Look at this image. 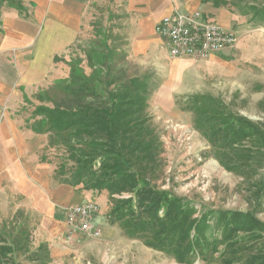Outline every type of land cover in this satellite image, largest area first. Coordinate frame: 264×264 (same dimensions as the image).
Wrapping results in <instances>:
<instances>
[{"label": "rangeland", "instance_id": "1", "mask_svg": "<svg viewBox=\"0 0 264 264\" xmlns=\"http://www.w3.org/2000/svg\"><path fill=\"white\" fill-rule=\"evenodd\" d=\"M232 3L234 11L248 21L241 27L247 45L211 60L174 58L168 52H156L153 59L133 52L119 18L113 19L104 7L93 11L78 52L64 60L55 82L42 93L27 98L23 108L29 127L36 129L40 124L44 128V154L64 182H74L80 167V159H75L71 151L75 142L70 139V131L57 132L48 123L44 127L36 110L41 106L55 108L76 99L79 87L74 83L101 86L110 79L106 74L111 69L117 80L140 78L148 83L145 112L159 138L160 163L151 173L152 184L188 198L198 216L212 209L250 211L264 222L261 134L258 139L248 138L232 148L224 143L214 144L196 124L201 97H212L223 105L215 112H232L248 118L260 125L264 137V19H261L264 0ZM100 161L95 164L99 166ZM78 186L84 188L83 184ZM95 191L105 195L101 218L96 221L103 236L82 233L69 236L68 229L62 236L60 249H55L53 243L42 245L34 221L17 213L0 221V245L13 246L8 255L10 264H264L263 231L255 235L240 233L241 242L235 252L226 251L227 243H218L215 249L210 238L211 243H206L202 253H195L186 263L178 262L172 251L151 247L143 237L127 234L109 216L114 196L106 189ZM107 226L114 229L111 235L103 233V227ZM220 236L221 231L214 233V238ZM234 254L235 260L229 263L227 259Z\"/></svg>", "mask_w": 264, "mask_h": 264}, {"label": "crops", "instance_id": "2", "mask_svg": "<svg viewBox=\"0 0 264 264\" xmlns=\"http://www.w3.org/2000/svg\"><path fill=\"white\" fill-rule=\"evenodd\" d=\"M232 1L5 0L0 4V221L23 213L34 221L42 245L49 242L60 249L68 231L69 207L95 198L103 211L104 194L66 183L56 173L44 154V128L29 127L23 111L27 98L53 84L64 60L78 52L95 9H109L113 19L119 18L131 50L153 59L156 52L170 55L167 42L156 32L157 22L176 10L201 12L237 36L234 46L207 58L211 60L247 45L242 28L248 21L234 11ZM45 118L38 113L44 127ZM103 231L111 235L114 229L107 226Z\"/></svg>", "mask_w": 264, "mask_h": 264}, {"label": "trees", "instance_id": "3", "mask_svg": "<svg viewBox=\"0 0 264 264\" xmlns=\"http://www.w3.org/2000/svg\"><path fill=\"white\" fill-rule=\"evenodd\" d=\"M115 74L109 69L106 76L110 79L101 86L74 83L79 87L77 94L73 90L76 99L36 110L46 115L51 129L71 133L70 139L75 142L71 151L75 159H80V167L69 184H83L86 190H108L114 196L109 216L127 234L143 237L151 247L172 251L181 263L202 253L210 238L215 249L218 243H227L226 251L235 252L240 233L264 232V222L250 211L212 209L198 216L188 198L152 184L151 173L160 163L159 138L145 112L148 83L140 78L117 80ZM201 99L196 124L214 144L233 148L248 138L258 139V134L264 141L260 125L232 112L218 114L215 109L223 105L216 98ZM98 159L99 166L95 164ZM217 231L221 236L214 238ZM12 250L13 246L0 245V264H10ZM227 260L233 262L235 254Z\"/></svg>", "mask_w": 264, "mask_h": 264}, {"label": "built area", "instance_id": "4", "mask_svg": "<svg viewBox=\"0 0 264 264\" xmlns=\"http://www.w3.org/2000/svg\"><path fill=\"white\" fill-rule=\"evenodd\" d=\"M156 32L167 42L174 58L207 59L237 43L234 30L223 28L198 11L176 10L157 22ZM100 213L101 206L95 200L69 207V236L82 233L100 237L102 228L96 222Z\"/></svg>", "mask_w": 264, "mask_h": 264}]
</instances>
